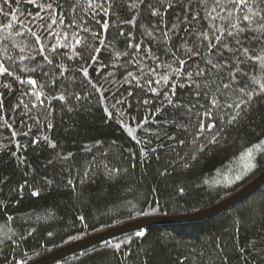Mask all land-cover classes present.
<instances>
[{
    "label": "trees",
    "instance_id": "obj_1",
    "mask_svg": "<svg viewBox=\"0 0 264 264\" xmlns=\"http://www.w3.org/2000/svg\"><path fill=\"white\" fill-rule=\"evenodd\" d=\"M0 69V264L264 169V0H0ZM54 264H264V185Z\"/></svg>",
    "mask_w": 264,
    "mask_h": 264
},
{
    "label": "water",
    "instance_id": "obj_2",
    "mask_svg": "<svg viewBox=\"0 0 264 264\" xmlns=\"http://www.w3.org/2000/svg\"><path fill=\"white\" fill-rule=\"evenodd\" d=\"M264 185V169L243 187L202 210L172 216L145 217L123 223L61 246L26 264H54L66 257L89 249L117 236L140 231L150 226H165L210 219L245 201Z\"/></svg>",
    "mask_w": 264,
    "mask_h": 264
},
{
    "label": "snow or ice",
    "instance_id": "obj_3",
    "mask_svg": "<svg viewBox=\"0 0 264 264\" xmlns=\"http://www.w3.org/2000/svg\"><path fill=\"white\" fill-rule=\"evenodd\" d=\"M233 2H238V3H245L246 0H233ZM245 20L249 19L247 16L244 17ZM217 39H219V37H217ZM0 71H6V69H0ZM32 83H35L34 81H32ZM261 90H264V85H261ZM153 91H155V89H153ZM62 98V97H61ZM36 194V193H34ZM138 235L142 236L144 235L143 232L138 233ZM116 247H119V245H116Z\"/></svg>",
    "mask_w": 264,
    "mask_h": 264
}]
</instances>
